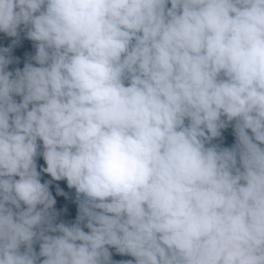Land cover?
<instances>
[{
    "label": "clouds",
    "instance_id": "9594fccd",
    "mask_svg": "<svg viewBox=\"0 0 264 264\" xmlns=\"http://www.w3.org/2000/svg\"><path fill=\"white\" fill-rule=\"evenodd\" d=\"M0 264H264V0H0Z\"/></svg>",
    "mask_w": 264,
    "mask_h": 264
},
{
    "label": "trees",
    "instance_id": "16d2710c",
    "mask_svg": "<svg viewBox=\"0 0 264 264\" xmlns=\"http://www.w3.org/2000/svg\"><path fill=\"white\" fill-rule=\"evenodd\" d=\"M117 258H119V257H117Z\"/></svg>",
    "mask_w": 264,
    "mask_h": 264
}]
</instances>
